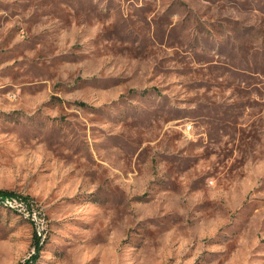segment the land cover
Segmentation results:
<instances>
[{
    "label": "rangeland",
    "instance_id": "1",
    "mask_svg": "<svg viewBox=\"0 0 264 264\" xmlns=\"http://www.w3.org/2000/svg\"><path fill=\"white\" fill-rule=\"evenodd\" d=\"M0 191V264H264V0H0Z\"/></svg>",
    "mask_w": 264,
    "mask_h": 264
},
{
    "label": "built area",
    "instance_id": "2",
    "mask_svg": "<svg viewBox=\"0 0 264 264\" xmlns=\"http://www.w3.org/2000/svg\"><path fill=\"white\" fill-rule=\"evenodd\" d=\"M190 128V127H189ZM12 201H8L7 203H9V204H17V202H16V200H14V199H11ZM18 205V204H17Z\"/></svg>",
    "mask_w": 264,
    "mask_h": 264
},
{
    "label": "trees",
    "instance_id": "3",
    "mask_svg": "<svg viewBox=\"0 0 264 264\" xmlns=\"http://www.w3.org/2000/svg\"><path fill=\"white\" fill-rule=\"evenodd\" d=\"M5 192L0 191V194H4Z\"/></svg>",
    "mask_w": 264,
    "mask_h": 264
}]
</instances>
